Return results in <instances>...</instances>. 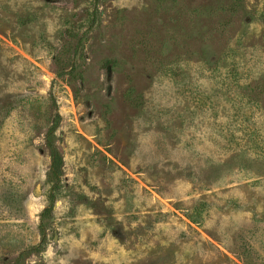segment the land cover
<instances>
[{
	"label": "rangeland",
	"instance_id": "1",
	"mask_svg": "<svg viewBox=\"0 0 264 264\" xmlns=\"http://www.w3.org/2000/svg\"><path fill=\"white\" fill-rule=\"evenodd\" d=\"M0 264H264V0H0Z\"/></svg>",
	"mask_w": 264,
	"mask_h": 264
},
{
	"label": "trees",
	"instance_id": "2",
	"mask_svg": "<svg viewBox=\"0 0 264 264\" xmlns=\"http://www.w3.org/2000/svg\"><path fill=\"white\" fill-rule=\"evenodd\" d=\"M46 144L48 145L49 157L51 162L49 169L50 178H57L58 175L60 174L62 158L58 150L54 147V145H52V143L49 140H46ZM45 211H47V209Z\"/></svg>",
	"mask_w": 264,
	"mask_h": 264
}]
</instances>
